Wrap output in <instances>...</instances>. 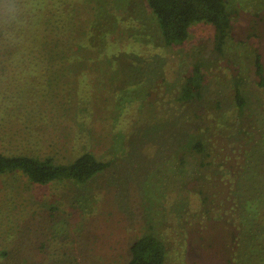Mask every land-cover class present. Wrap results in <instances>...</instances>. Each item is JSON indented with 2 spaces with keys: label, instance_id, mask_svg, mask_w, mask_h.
Returning a JSON list of instances; mask_svg holds the SVG:
<instances>
[{
  "label": "rangeland",
  "instance_id": "rangeland-1",
  "mask_svg": "<svg viewBox=\"0 0 264 264\" xmlns=\"http://www.w3.org/2000/svg\"><path fill=\"white\" fill-rule=\"evenodd\" d=\"M227 2L233 26L221 56L206 22L167 45L146 0L59 2L61 23L79 17L75 41L105 50L110 75L122 71L116 90H20L26 38L0 22V151L61 162L91 151L112 162L87 182L0 176V264H127L149 228L166 264H264V87L254 64L256 51L264 63V0ZM197 59L204 95L182 108L175 93ZM235 76L247 99L239 118ZM179 110L203 115L214 164L182 157Z\"/></svg>",
  "mask_w": 264,
  "mask_h": 264
},
{
  "label": "trees",
  "instance_id": "trees-1",
  "mask_svg": "<svg viewBox=\"0 0 264 264\" xmlns=\"http://www.w3.org/2000/svg\"><path fill=\"white\" fill-rule=\"evenodd\" d=\"M62 0H20V17L9 21L19 29L21 61L26 60L29 68L27 80L20 90H116L115 82L122 71L110 75L107 69L113 62L108 54L94 47L75 41L71 33L79 27L78 15L70 16L61 23L59 16ZM158 21L167 45H180L189 38L190 27L195 22H206L214 26V51L216 56L224 53L225 44L232 30V14L227 0H146ZM75 27V28H74ZM71 32V33H70ZM23 33V34H21ZM102 55V56H101ZM100 60L95 61L97 57ZM255 73L257 83L264 87V63L262 54L256 51ZM205 61L197 59L175 93L177 106L185 108L193 101L203 98L206 80ZM94 69L97 71L95 73ZM110 75V76H109ZM244 79L235 76L233 92L239 116H242L247 103L243 92ZM178 115L177 142H180L182 157L184 153L202 155L201 166L214 164L204 139L202 123L197 118L203 115L195 111L194 117L183 110ZM179 120V121H178ZM184 160V159H182ZM110 160L98 158L91 151H84L70 162H61L53 156L40 157L31 154H7L0 151V176L18 173L28 176L32 182L48 184L55 181L74 180L87 182L111 165ZM220 165L219 163H215ZM215 171V169L213 170ZM237 176V175H236ZM235 184V183H234ZM237 202V201H236ZM238 204V202H237ZM8 251L0 253L6 258ZM167 247L164 240L152 228L136 238L130 245L127 264H166Z\"/></svg>",
  "mask_w": 264,
  "mask_h": 264
},
{
  "label": "clouds",
  "instance_id": "clouds-1",
  "mask_svg": "<svg viewBox=\"0 0 264 264\" xmlns=\"http://www.w3.org/2000/svg\"><path fill=\"white\" fill-rule=\"evenodd\" d=\"M21 7L20 0H0V22L18 19Z\"/></svg>",
  "mask_w": 264,
  "mask_h": 264
}]
</instances>
